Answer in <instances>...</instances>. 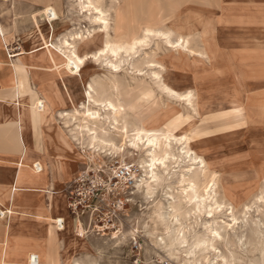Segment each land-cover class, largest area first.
<instances>
[{
  "label": "rangeland",
  "instance_id": "obj_1",
  "mask_svg": "<svg viewBox=\"0 0 264 264\" xmlns=\"http://www.w3.org/2000/svg\"><path fill=\"white\" fill-rule=\"evenodd\" d=\"M210 2L213 3V6L208 7L202 0H182L179 12H182L185 17L182 20L179 18L170 21L179 23L185 31H190L192 45L195 47L200 46V32H203L204 29L207 30V38L210 43L209 52L214 56L212 61L181 53L180 58L173 60L172 68H169L165 74L166 81L178 90L184 91L195 86L194 92L197 91L199 114L193 113L188 106L185 107L187 110H184L181 102L176 100L161 101L156 92H151L152 86L148 84V77H137L132 82L129 76L123 72L118 74L119 78H125L130 82V85L122 89L120 100L125 108L132 104H138L136 113H145L147 119L153 120L157 126L169 128L176 135L197 128L195 130L199 134L195 137V141L199 145L197 150L203 154H210L219 171L217 176L221 177L222 182L220 181L218 184L220 185L218 186V190L220 188L219 195L223 194V184L225 186L230 184L242 186L246 192L243 196L246 197L243 204L250 205L253 197L260 193L259 188L264 181V117L256 118L253 125L248 124L244 108H242L241 114L237 115L233 112V105L240 99V88H245L246 91L253 90V92L264 90V8L246 7V2H242V5L241 0H210ZM52 3L57 5L48 8L37 0H7L3 5L0 4V23L8 30L3 39L0 35V45L9 49L7 55L19 53L20 48L26 50L28 46L33 52L40 49L50 50V43L56 45L63 36L68 38L70 32L85 34L87 30L91 31L97 28L96 24L81 17V13L76 11L75 0H52ZM175 9V2L167 3L165 0H121V7L115 23L116 33L124 34L126 31L125 34L131 36L146 24L159 26L167 21L168 12L173 13ZM194 11H200L203 17L194 14ZM112 12H109L111 25H113L112 18L114 17ZM12 21L14 27H12ZM127 27L132 28V31L129 32ZM110 32L112 33V30ZM34 39L37 43L31 46V41H35ZM74 39V41H78L77 36ZM70 40L72 41L69 38ZM1 46L0 69L5 70V75L0 79V86L8 90V69L4 62L5 57L4 54L2 55ZM152 46L154 48L152 44L149 47L151 51L155 50ZM149 49H147L148 52ZM240 49L257 51V53L247 55L249 58H253L247 62L244 52ZM236 53L245 62L234 59ZM141 54L137 55V59L141 57ZM18 55L21 56V54ZM15 57L16 55L7 58L14 59ZM26 60H28L27 56ZM122 65L127 66L126 61ZM34 67L36 70L29 76V81L23 80L24 93L28 92L29 84L35 83L38 77L35 97L39 98V111L42 115L46 110H48L47 113L51 112L54 115L55 111L76 109L83 101L82 92L88 88V84L93 85L94 90L91 89L90 93L95 96V92L101 90L93 83L94 80L98 76L103 77L107 74L105 66L101 67L100 64L90 63L89 60L85 62L83 70L72 74L69 71L50 68L47 61L43 67H39L35 62ZM244 72H248L247 76L241 80L240 73H243L241 76H244ZM37 91L42 93L41 97ZM145 92L150 95L149 100H146ZM92 117L95 118V114ZM57 125L66 129L59 119L53 121L52 125L46 129L45 145L48 154L44 156L46 162L56 153L55 126ZM71 142L72 149L62 146L59 148H63L64 157L62 159L64 162L76 167L74 174L69 172L67 175L59 177L57 173L53 176L48 167L46 170V181L50 184L44 188L57 190L61 195L63 193L65 201V212L58 214L55 210L50 221L56 224L57 216H64L66 224L64 221L62 224L67 225L65 226L67 239L72 235V237H76L72 222L74 224L78 222L83 230L82 238L89 243L91 249L80 247L79 244L65 246V240L59 242L58 245L52 244L53 248L48 250L55 252L58 264H70L72 260L88 264L93 259L96 260L94 264H178L177 261H174L175 259L168 257L165 250L153 246L147 234V231L153 226L150 220L151 210L160 199L162 202L165 200L163 192H158L155 202L151 205L152 202L145 199L135 189L136 181H140L144 175L139 163L141 152L133 150L130 155L125 154L126 156H122L120 153H107L102 157L103 162L92 163L87 160L90 158L87 147L81 146L74 139ZM46 150L43 149L40 152L45 154ZM77 153L80 154L77 155ZM79 155L80 157H78ZM32 159L29 157L28 162ZM40 163L43 170L45 163L42 158H40ZM51 163L54 168L56 164ZM122 165L130 167L131 175L115 182L116 170ZM9 171L10 169H6L7 176L3 178L8 181ZM173 171H177V167H174ZM41 188L43 187L41 186ZM89 189L94 190V193H91L92 190ZM83 191H90L87 205L84 208L78 205V210L70 211L68 202L73 201ZM28 193L35 197L39 196V198L42 194L43 202H47L44 192ZM2 205L5 206L4 200H0V209H2ZM241 210L242 206L235 210L237 216H241ZM26 212L33 213L28 210ZM252 215L255 220L260 219V214L254 212ZM204 218L206 216L197 219L196 230L199 232L203 231ZM222 218L229 219L226 216ZM261 219H264V216H261ZM68 220L71 222L67 223ZM262 221L258 224L262 232L258 235L259 237L257 236V240L246 245L240 243L239 247H224V242L221 241L219 249L226 255L233 251L232 254L235 253L234 256L241 260L242 264H248V259L261 258L263 250L260 248L262 249L263 244L260 242L264 236V220ZM122 232L124 235L127 234L125 240L114 238V235L120 234L119 236H121ZM129 233L130 235H128ZM31 234L32 236L36 235L34 232ZM244 241L243 237L242 242ZM35 256L37 257V255ZM18 258L21 260L20 256ZM241 263L238 260L235 262V264Z\"/></svg>",
  "mask_w": 264,
  "mask_h": 264
},
{
  "label": "bare ground",
  "instance_id": "obj_2",
  "mask_svg": "<svg viewBox=\"0 0 264 264\" xmlns=\"http://www.w3.org/2000/svg\"><path fill=\"white\" fill-rule=\"evenodd\" d=\"M6 1L0 0V4L3 5ZM37 1L44 3L48 8L57 5L53 4L52 0ZM120 7L121 0H75L76 11L81 13V17L96 24L97 28L87 30L85 34L70 32L68 38L63 36L56 45L50 43V50L40 49L33 52L28 46V50L20 48L19 53L8 56L21 54L22 59L28 64V70L35 62L39 67H43L46 61L50 68L69 71L71 74L83 70L88 60L90 63L100 64L101 67L105 66L107 74L103 77L98 76L93 82L101 90L96 91L95 96L90 93L91 89L94 90L93 85L88 84V88L82 92L83 101L76 109L55 111L54 115L51 112L47 113L48 110L44 112L52 122L56 119L61 120L66 128L55 126L65 147L72 149L73 139L81 146L85 145L90 153L87 160L92 163L102 161V157L107 153H120L123 156L130 155L133 150L141 152L139 163L144 175L140 181H136L135 189L145 199H149L151 205L155 202L158 192H163L165 200L162 202L160 199L151 210L150 220L153 226L147 234L153 246L165 250L168 257L175 259L178 264H235L237 260L241 263L242 261L234 256L235 253L232 254L233 251L229 255L222 252L219 243L223 241L224 247H239L240 243L246 245L255 241L262 232L258 224L264 220L261 219V216H264V181L259 188L260 193L253 197L250 205L243 204L246 192L242 186L223 184V194L219 195L218 184L221 177L217 176L219 171L210 154H203L197 150L199 148L195 141V137L199 135L197 131L195 132L197 128L176 135L169 128L157 126L153 120L147 119L145 113H136L138 104L125 108L120 100L122 89L130 85L125 78H119L118 74L123 72L132 82L137 77H148V84L152 86L151 92H156L161 101L176 100L181 102L184 110H187L185 107L188 106L198 115L195 86L184 91L178 90L166 81L165 74L172 68L173 60L180 58L181 53L212 61L214 56L209 52L207 30L201 32L203 50L191 46L190 31H185L183 26L176 22L166 21L159 26L146 24L131 36L126 35V31L124 34H118L115 23ZM110 11L114 14L113 25L109 22ZM127 30L131 32L132 28L127 27ZM7 33L6 27L0 23L2 39ZM75 36L78 37V41H74ZM69 38L72 41H69ZM34 40L31 41V46L37 43L36 39ZM151 44L155 50L149 49ZM3 49L8 53L7 47L3 46ZM139 53L142 54L137 59ZM29 55H34L37 60H25ZM125 61L127 66L122 65ZM239 95L240 99L233 105L234 113L239 115L244 108L247 123L252 125L256 118L264 117V90L253 92L240 88ZM144 96L146 100L150 97L146 92ZM27 104L29 105V102ZM93 114L95 118L92 117ZM174 167H177V171H173ZM75 171L74 166L72 174ZM47 193L57 196L62 208L65 209L63 193L61 195L57 190H49ZM239 206H242L241 216H237L235 212ZM254 212L260 214L259 220L254 219L252 215ZM201 216L206 218L202 223L203 231L199 232L196 226L197 219ZM224 216L229 219L225 220L222 218ZM57 221L63 222L64 216H57ZM64 224L62 228L56 226L57 229L64 230ZM72 224L74 228H79L78 231L82 235L83 230L78 222ZM119 235H114V238L125 240L127 234L124 235L122 232L121 236ZM260 243L263 244L262 249L260 248L263 250L261 258L248 259V264H264V236ZM92 262L94 264V260Z\"/></svg>",
  "mask_w": 264,
  "mask_h": 264
},
{
  "label": "crops",
  "instance_id": "obj_3",
  "mask_svg": "<svg viewBox=\"0 0 264 264\" xmlns=\"http://www.w3.org/2000/svg\"><path fill=\"white\" fill-rule=\"evenodd\" d=\"M165 1L176 3L175 11L167 14L166 19L168 22L179 18L182 20L185 17L182 12H179L182 0ZM202 1L208 7L213 6L210 0ZM242 2H246V7L264 8V0H241V4ZM193 13L203 17L200 11H194ZM151 25L157 26L155 24ZM200 37V46L195 47L192 45V36H190L191 46L194 49L203 50L201 32ZM1 50L8 69L9 89H3L0 86V186H3L0 187V200L5 202V206L2 205L3 207L0 209L2 211V217H0V264H32L30 256L34 257L35 255H37V264H58L54 255L55 252L48 250L53 248L52 244L58 245L59 242L65 240V246L79 244L80 247L91 249L89 243L77 231L78 228L74 230V235L78 236V239L72 237L73 235L67 239L65 235L67 232L65 226L67 225H64V230H61L57 229L53 221V223L50 221L55 214V210L58 214L64 213L65 210L62 208L61 201L57 196L47 193L50 188H44L50 184L46 181L47 167L50 173H53V176L57 173L59 177H63L69 172L72 174L74 165H67L62 159L64 157L63 148L59 147H66L56 127V153L46 162L44 156L48 154L45 145L47 133L45 132L52 125V120L39 111V98L35 97L37 82L29 84L28 92L24 93L23 80L26 79L28 82L30 73H34L36 68L32 65L28 70V64L21 56L18 55L14 59H8L9 56L3 47ZM240 50L244 52L247 62L249 59L253 60L247 55L257 53V51ZM36 58L34 55H29L28 60L34 59L35 61ZM241 58V56H237V53L234 55V59L245 62ZM247 73L244 72V76H241L243 73H240L241 80L247 76ZM3 75H5V70L0 69V79ZM54 85L56 86V83ZM34 89H36L35 92ZM37 92L41 97L42 93ZM43 149L46 150L45 154L40 152ZM29 157L33 158L30 162H28ZM40 158L45 163L43 170L40 166ZM51 162L56 163L54 168ZM6 169H10L9 181L3 179L7 176ZM28 192L46 193L47 202H43L42 194L39 198V196L35 197ZM26 210L33 213H28ZM69 222L71 220L67 221V223ZM33 232L36 235L32 236L31 233ZM57 234H60V236L58 237ZM19 256L21 260H19ZM93 260H90V264L93 263ZM74 263L83 264L79 260H72L70 264Z\"/></svg>",
  "mask_w": 264,
  "mask_h": 264
},
{
  "label": "built area",
  "instance_id": "obj_4",
  "mask_svg": "<svg viewBox=\"0 0 264 264\" xmlns=\"http://www.w3.org/2000/svg\"><path fill=\"white\" fill-rule=\"evenodd\" d=\"M130 175H131L130 167L126 166V165H122V166L118 167L116 170L115 182H116V180H119V179L122 180V179H124ZM104 184H102V186H104ZM99 186H101V184ZM94 187H95V185H94ZM89 190H92V189H89ZM91 193H94V190H92ZM89 194H90V191L89 192L83 191V193L77 195V197L74 198L73 201L68 202V206L70 208V211L74 212V211L78 210V205H80V207L84 208V206L87 205V200H88ZM0 216H2V211H0ZM62 225H63L62 221L56 222V226H59V228H62ZM34 258L35 257L30 256V262H32V264H36V258H35V260H34Z\"/></svg>",
  "mask_w": 264,
  "mask_h": 264
}]
</instances>
